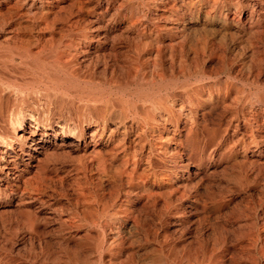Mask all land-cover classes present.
Listing matches in <instances>:
<instances>
[{
    "label": "rangeland",
    "instance_id": "374dc122",
    "mask_svg": "<svg viewBox=\"0 0 264 264\" xmlns=\"http://www.w3.org/2000/svg\"><path fill=\"white\" fill-rule=\"evenodd\" d=\"M19 1L0 0V86H5L0 87V134L1 137H4L6 136L4 131L10 129L17 136L25 134L27 131L41 136L44 132V125L56 130L57 134L52 133L49 140L46 139L47 142L43 141L38 151L33 150L31 141L24 144L20 151H18L19 147L15 145V149L12 151V156H16L17 160H15V168L10 173H7L6 170L0 171V264H89L91 262L92 264H136L137 262L138 264H194V262L196 264H257V262L264 264V0ZM174 1L177 3L175 4ZM240 1L241 3H238ZM89 5L93 7L90 8ZM82 7L85 8V13ZM103 11L104 13H101ZM115 11L117 12L115 13ZM112 13L113 15H111ZM164 16L167 17L166 21ZM169 18L171 19L169 20ZM82 20H85L86 24ZM88 21L90 22L87 23ZM92 27L93 29L98 28L97 30L100 31L92 30ZM168 29L170 30L168 31ZM63 33H67V37ZM80 35L83 36L80 37ZM73 41L75 42L73 43ZM61 48L63 49L61 50ZM136 48L138 50H135ZM158 51L159 54H156ZM133 54H137L138 59ZM96 55L103 56L97 58ZM118 55L119 58L115 57ZM122 59L124 60L121 61ZM154 59L156 60L154 61ZM132 66L135 67L132 68ZM30 70L31 72H29ZM46 70L48 72L52 70L55 75L58 74L61 84L65 82L62 84L63 87L47 91L40 86V80L47 75ZM91 75L93 76L90 77ZM165 79L168 82H163ZM171 79L172 82H170ZM10 85H13L14 88ZM176 86L177 88H175ZM27 87L29 89H26ZM99 90L105 92L102 93L104 97L101 102L99 100H84L75 93H83V91L99 93ZM67 95L71 97L68 98ZM109 96L110 98H108ZM132 105L136 106L137 114L131 109ZM154 107L157 108V111ZM145 111H148V115ZM30 112L31 114H29ZM32 116L39 119L36 122L37 126L33 124L36 128L31 126ZM22 117H24V123L19 124V118ZM144 119L146 120L144 121ZM153 121L157 124L155 125ZM64 124H69L71 131L66 128L63 133L60 127H63ZM143 125L144 127H142ZM79 126L83 127L84 132H79ZM169 131L175 132V135ZM94 132H96V138L89 140L90 134ZM120 140H123V143ZM171 140L173 142H170ZM118 142L122 147L118 145ZM177 142H180L181 145ZM71 143L73 144L70 145ZM152 144L153 146H151ZM4 146L7 145L4 144ZM181 152L182 154H180ZM63 154L70 158H64ZM135 155L136 157H134ZM153 160L154 162H152ZM69 161L76 163L72 164ZM115 165L116 167H114ZM130 171L133 176L129 174ZM115 175L121 177L116 178ZM41 181L43 182L41 183ZM164 189L168 190V193ZM24 190L26 191L24 192ZM153 192L154 194H151ZM151 195L154 196L151 197ZM122 217L124 218L122 219ZM108 231L109 233H107ZM210 234L211 236H209ZM260 234L263 236L261 237ZM171 244L173 245L171 246ZM165 252L167 253L165 254ZM187 255L191 256L186 257ZM248 255L249 257H247ZM209 256H211V260ZM181 258L184 260L182 261ZM121 259L124 261L121 262ZM252 260L257 261L251 263Z\"/></svg>",
    "mask_w": 264,
    "mask_h": 264
},
{
    "label": "bare ground",
    "instance_id": "6f19581e",
    "mask_svg": "<svg viewBox=\"0 0 264 264\" xmlns=\"http://www.w3.org/2000/svg\"><path fill=\"white\" fill-rule=\"evenodd\" d=\"M18 1H19V0H18ZM31 1H32V0H31ZM31 1H30V2H31ZM33 1H34V0H33ZM36 1H37V0H36ZM51 1H52V0H51ZM53 1H54V0H53ZM84 1H85V0H84ZM89 1H90V0H89ZM111 1H112V0H111ZM111 1H110V2H111ZM130 1H132V0H130ZM149 1H151V0H149ZM203 1H206V0H203ZM16 2H17V0H16ZM19 2H20V1H19ZM22 2H23V1H22ZM22 2H21V3H22ZM40 2H41V1H40ZM74 2H75V1H74ZM87 2H88V0H87ZM93 2H94V1H93ZM113 2H114V1H113ZM113 2H112V3H113ZM161 2H162V1H161ZM161 2H160V3H161ZM212 2H213V1H212ZM258 2H259V1H258ZM0 3H1V2H0ZM21 3H20V4H21ZM47 3H48V2H47ZM51 3H52V2H51ZM80 3H81V2H80ZM82 3H83V2H82ZM84 3H85V2H84ZM116 3H117V1H116ZM118 3H119V2H118ZM132 3H133V2H132ZM137 3H138V2H137ZM147 3H148V2H147ZM149 3H150V2H149ZM151 3H152V2H151ZM151 3H150V4H151ZM153 3H154V2H153ZM162 3L164 4V2H162ZM166 3H167V2H166ZM174 3H175V1H174ZM176 3H177V2H176ZM176 3H175V4H176ZM191 3H192V2H191ZM228 3H229V1H228ZM238 3H241V1L238 2ZM18 4H19V3H18ZM24 4H25V3H24ZM27 4H28V2H27ZM31 4H32V2H31ZM31 4H30V5H31ZM85 4H86V3H85ZM89 4H90V3H89ZM101 4H102V2H101ZM145 4H146V3H145ZM179 4H180V3H179ZM199 4H200V3H199ZM222 4H223V3H222ZM249 4H250V3H249ZM256 4H257V3H256ZM7 5H8V4H7ZM46 5H47V4H46ZM51 5H52V4H51ZM51 5H50V6H51ZM54 5H55V4H54ZM57 5H58V4H57ZM83 5H84V4H83ZM96 5H97V4H96ZM96 5H95V6H96ZM104 5H105V4H104ZM134 5H135V4H134ZM238 5H239V4H238ZM251 5H252V4H251ZM17 6H18V5H17ZM21 6H22V5H21ZM23 6H24V5H23ZM25 6H26V5H25ZM25 6H24V7H25ZM74 6H75V4H74ZM81 6H82V5H81ZM110 6H111V5H110ZM131 6H132V5H131ZM138 6H139V4H138ZM141 6H142V5H141ZM147 6H149V5L147 4ZM191 6H192V5H191ZM19 7H20V5H19ZM47 7H48V6H47ZM76 7H77V6H76ZM89 7H90V5H89ZM91 7H93V6H91ZM91 7H90V8H91ZM100 7H101V5H100ZM105 7H106V6H105ZM125 7H126V6H125ZM133 7H134V6H133ZM143 7H144V6H143ZM150 7H151V6H150ZM171 7H172V6H171ZM199 7H200V6H199ZM215 7H216V6H215ZM9 8L11 9V7H9ZM13 8H15V7H13ZM13 8H12V10H13ZM48 8H49V7H48ZM51 8H52V7H51ZM77 8H78V7H77ZM82 8H83V7H82ZM87 8H88V7H87ZM114 8H115V7H114ZM126 8H127V7H126ZM147 8H148V7H147ZM152 8H153V7H152ZM175 8H177V7H175ZM5 9H6V8H5ZM15 9H17V8H15ZM57 9H58V8H57ZM62 9H63V7L60 9L61 12H62ZM73 9H74V8H73ZM79 9H80V8H79ZM84 9H85V8H83V12H84ZM106 9H107V8H106ZM145 9H146V8H145ZM155 9H156V8H155ZM155 9H154V10H155ZM167 9H168V7H167ZM169 9H170V8H169ZM172 9H173V8H172ZM252 9H253V8H252ZM263 9H264V8H263ZM17 10H18V9H17ZM25 10H26V9H25ZM77 10H78V9H77ZM90 10H91V9H90ZM94 10H95V9H94ZM116 10H117V8H116ZM135 10H136V9H135ZM139 10H140V9H139ZM141 10H142V9H141ZM143 10H144V8H143ZM162 10H163V9H162ZM15 11H16V10H15ZM43 11H44V10H43ZM53 11H54V10H53ZM55 11H56V10H55ZM64 11H66V10H64ZM74 11H75V10H74ZM105 11H106V10H105ZM117 11H118V10H117ZM117 11H115V13H116ZM132 11H133V9H132ZM132 11H131V12H132ZM136 11H137V10H136ZM212 11H213V10H212ZM260 11H261V10H260ZM262 11H263V10H262ZM25 12H26V11H25ZM27 12H28V11H27ZM78 12H79V11H78ZM97 12H98V11H97ZM122 12H123V11H122ZM142 12H143V11H142ZM150 12H151V11H150ZM162 12H163V11H162ZM191 12H192V11H191ZM9 13H11V12H9ZM15 13H16V12H15ZM28 13H29V12H28ZM36 13H37V12H36ZM39 13H40V12H39ZM79 13H81V12H79ZM84 13H85V12H84ZM84 13H83V14H84ZM90 13H91V12H90ZM90 13H89V14H90ZM101 13H104V11L101 12ZM113 13H114V12H113ZM113 13H112L111 15H113ZM119 13H120V11H119ZM144 13H145V11H144ZM153 13H154V12H153ZM181 13H182V12H181ZM218 13H219V12H218ZM224 13H225V12H224ZM232 13H233V12H232ZM236 13H237V12H236ZM260 13H261V12H260ZM25 14H26V13H25ZM29 14H30V13H29ZM29 14H28V15H29ZM34 14H35V13H34ZM109 14H110V13H109ZM130 14H131V13H130ZM130 14H129V15H130ZM251 14H252V13H251ZM2 15H3V14H2ZM2 15H1V16H2ZM20 15H21V14H20ZM59 15H60V14H59ZM70 15H71V14H70ZM81 15H82V13H81ZM99 15H100V14H99ZM105 15H106V12H105ZM135 15H136V14H135ZM137 15H139V14H137ZM150 15H151V14H150ZM154 15H155V14H154ZM154 15H152V16H154ZM182 15H183V14H182ZM198 15H199V14H198ZM201 15H202V14H201ZM216 15H217V14H216ZM258 15H259V14H258ZM261 15H262V14H261ZM40 16H41V15H40ZM71 16H73V15H71ZM71 16H70V17H71ZM77 16H78V13H77ZM79 16H80V14H79ZM114 16H115V15H114ZM204 16H205V15H204ZM211 16H212V15H211ZM42 17H43V16H42ZM56 17H58V16L56 15ZM74 17H75V16H74ZM85 17H86V16H85ZM107 17H108V16H107ZM164 17H165V16H164ZM178 17H179V16H178ZM195 17H196V16H195ZM205 17H206V16H205ZM224 17H226V16H224ZM13 18H14V17H13ZM16 18H17V20H18V17H16ZM82 18H84V16H82ZM82 18H80V19H82ZM117 18H118V17H117ZM117 18H116V19H117ZM149 18H150V17H149ZM166 18H167V17H165V21H166ZM180 18H181V17H180ZM187 18H188V17H187ZM232 18H233V17H232ZM234 18H235V17H234ZM249 18H250V17H249ZM38 19H39V18H38ZM38 19H37V20H38ZM55 19H56V18H55ZM74 19H75V18H74ZM78 19H79V18H78ZM106 19H107V18H106ZM111 19H112V17H111ZM113 19H114V18H113ZM135 19L137 20V18H135ZM170 19H171V18H169V20H170ZM230 19H231V18H230ZM39 20H40V19H39ZM57 20H58V19H57ZM92 20H93V19H92ZM132 20H133V19H132ZM146 20H147V19H146ZM219 20H220V19H219ZM221 20H222V19H221ZM223 20H224V19H223ZM227 20H228V19H227ZM70 21H71V20H70ZM77 21H78V20H77ZM82 21H85V20H82ZM98 21H99V20H98ZM100 21H101V20H100ZM139 21H142V20H139ZM160 21H162V20L160 19ZM171 21H172V20H171ZM174 21H175V20H174ZM224 21H225V20H224ZM249 21H250V20H249ZM252 21H253V20H252ZM78 22H79V21H78ZM89 22H90V21H88L87 23H89ZM123 22H124V21H123ZM131 22H132V21H131ZM133 22H134V21H133ZM137 22H138V21H137ZM162 22H164V21H162ZM228 22H229V21H228ZM66 23H67V22H66ZM96 23H97V21H96ZM135 23H136V22H135ZM140 23H141V22H140ZM140 23H139V24H140ZM147 23H148V22H147ZM152 23H153V22H152ZM157 23H158V22H157ZM169 23H170V21H169ZM249 23H250V22H249ZM33 24H34V23H33ZM41 24H42V23H41ZM43 24H44V23H43ZM45 24H46V22H45ZM45 24H44V25H45ZM85 24H86V21H85ZM85 24L83 23V26H84ZM107 24H108V22H107ZM131 24H134V23H131ZM148 24H149V23H148ZM174 24H175V23H174ZM174 24H173V25H174ZM177 24H178V23H177ZM258 24H260V23H258ZM16 25H17V24H16ZM44 25H43V26H44ZM55 25H56V24H55ZM69 25H70V24H69ZM81 25H82V24H81ZM87 25H88V24H87ZM129 25H130V24H129ZM143 25H144V24H143ZM250 25H252V24H250ZM254 25H255V24H253V26H254ZM66 26H67V25H66ZM101 26H102V25H101ZM106 26H107V25H106ZM135 26H136V25H135ZM138 26H139V25H138ZM144 26H145V25H144ZM150 26H151V25H150ZM248 26H249V25H248ZM253 26H252V27H253ZM96 27H97V26H96ZM103 27H104V26H103ZM107 27H108V26H107ZM120 27H121V26H120ZM123 27H124V26H123ZM126 27H127V26H126ZM156 27H157V26H156ZM160 27H162V25H160ZM164 27H165V26H164ZM169 27H172V26H169ZM175 27H176V26H175ZM178 27H179V26H178ZM181 27H182V26H181ZM254 27H255V26H254ZM256 27H257V26H256ZM263 27H264V26H263ZM84 28H85V27H84ZM99 28H100V25H99ZM104 28H105V27H104ZM104 28H103V30H104ZM133 28H134V27H133ZM143 28H144V27H143ZM151 28H153V27H151ZM157 28H158V27H157ZM167 28H168V27H167ZM167 28H166V29H167ZM173 28H174V27H173ZM249 28H250V27H249ZM257 28H258V27H257ZM33 29H34V27H33ZM54 29H55V28H54ZM56 29H57V28H56ZM68 29H70V27H69ZM95 29L97 30L98 28H95ZM95 29H93V27H92V30H95ZM100 29H101V28H100ZM111 29H112V28H111ZM127 29H129V28H127ZM135 29H136V28H135ZM159 29H160V28H159ZM179 29H180V28H179ZM186 29H187V28H186ZM190 29H191V28H190ZM139 30H140V28H139ZM155 30H156V29H155ZM169 30H170V29H168V31H169ZM250 30H251V29H250ZM257 30H259V29H257ZM260 30H261V29H260ZM53 31H54V30H53ZM67 31H68V30H67ZM71 31H72V30L70 29V32H71ZM97 31H100V30H97ZM112 31H113V30H112ZM120 31H122V30L120 29ZM120 31H119V32H120ZM130 31H131V30H130ZM134 31H135V30H134ZM137 31H138V29H137ZM142 31H143V30H142ZM148 31L150 32V30H148ZM152 31H153V30H152ZM162 31H163V29H162ZM178 31H180V30H178ZM63 32H64V30H63ZM81 32H82V31H81ZM83 32H84V31H83ZM85 32H86V30H85ZM104 32H105V31H104ZM109 32H110V31H109ZM154 32H155V31H154ZM164 32H165V30H164ZM172 32H173V30H172ZM176 32H177V31H176ZM182 32L184 33V31H182ZM261 32H262V31H261ZM91 33H92V32H91ZM99 33H100V32H99ZM138 33H139V31H138ZM140 33H141V32H140ZM147 33H148V32H147ZM147 33H146V34H147ZM150 33H151V32H150ZM155 33H156V35H158L157 32H155ZM166 33H167V32H166ZM170 33H171V32H170ZM55 34H57V33H55ZM58 34H59V33H58ZM60 34H61V33H60ZM63 34H64V33H63ZM66 34H67V33H66ZM66 34H64V35H66ZM84 34H85V33H84ZM95 34H96V33H95ZM136 34H137V33H136ZM148 34H149V33H148ZM168 34H169V33H168ZM71 35H72V34H71ZM85 35H86V34H85ZM106 35H107V34H106ZM106 35H105V36H106ZM131 35H132V34H131ZM149 35H150V34H149ZM159 35H160V34H159ZM172 35H173V33H172ZM183 35H184V34H183ZM249 35H250V34H249ZM15 36H16V35H15ZM61 36H62V35H61ZM68 36H70V35L68 34ZM82 36H83V35H80V37H82ZM101 36H102V35H101ZM114 36H115V35H114ZM121 36H123V34H121ZM121 36H120V37H121ZM184 36H185V35H184ZM189 36H190V35H189ZM50 37H51V34H50ZM66 37H67V35H66ZM110 37H111V36H110ZM126 37H127V36H126ZM137 37H138V36H137ZM149 37H150V36H149ZM179 37H180V36H179ZM185 37H187V36H185ZM185 37H184V38H185ZM190 37H191V36H190ZM40 38H41V37H40ZM45 38H46V37H45ZM48 38H49V37H48ZM51 38H52V37H51ZM78 38H79V37H78ZM89 38H90V37H89ZM114 38H116V37H114ZM144 38H145V37H144ZM147 38H148V37H147ZM147 38H146V39H147ZM159 38H160V37H159ZM177 38H178V37H177ZM35 39H36V38H35ZM38 39H39V38H38ZM42 39H43V38H42ZM56 39H57V38H56ZM64 39H65V38H64ZM66 39H67V38H66ZM68 39H69V38H68ZM73 39H74V38H73ZM75 39H76V38H75ZM84 39H85V38H84ZM96 39H97V38H96ZM104 39H105V38H104ZM116 39H118V38H116ZM121 39H122V38H121ZM142 39H143V37H142ZM80 40H81V39H80ZM85 40H86V39H85ZM99 40H100V37H99ZM107 40H108V39H107ZM132 40H133V39H132ZM147 40H148V39H147ZM153 40H154V39H153ZM177 40H178V39H177ZM182 40H183V39H182ZM186 40H187V39H186ZM34 41H36V40H34ZM64 41H65V40H64ZM86 41H87V40H86ZM101 41H102V40H101ZM101 41H100V42H101ZM144 41H145V43H146V40H144ZM187 41H188V40H187ZM68 42H69V41H68ZM68 42H67V43H68ZM74 42H75V41H73V43H74ZM80 42H81V41H80ZM89 42H90V41H89ZM103 42H104V41H103ZM105 42H107V41H105ZM105 42H104V43H105ZM129 42H130V40H129ZM151 42H152V41H151ZM155 42H156V41H155ZM155 42H154V43H155ZM183 42H184V41H183ZM61 43H62V42H61ZM61 43H60V44H61ZM84 43H85V42H84ZM132 43H133V42H132ZM139 43H140V42H139ZM139 43H138V44H139ZM143 43H144V42H143ZM143 43H142V45H143ZM149 43H150V42H149ZM149 43H148V44H149ZM88 44H89V43H88ZM148 44H147V45H148ZM169 44H170V43H169ZM175 44H176V40H175ZM175 44H174V46H176ZM178 44H179V43H178ZM39 45H40V44H39ZM41 45H42V44H41ZM41 45H40V46H41ZM61 45H62V44H61ZM66 45H67V44H66ZM128 45H129V44H128ZM144 45H145V44H144ZM150 45H151V43H150ZM161 45H162V44H161ZM161 45H160V46H161ZM163 45H164V44H163ZM172 45H173V44H172ZM182 45H183V44H182ZM40 46H39V47H40ZM100 46H101V45H100ZM110 46H111V45H110ZM112 46H114V45L112 44ZM140 46H141V43H140ZM145 46H146V45H145ZM170 46H171V44H170ZM174 46H173V47H174ZM61 47H62V46H61ZM67 47H68V46H67ZM74 47H75V46H74ZM80 47H81V46H80ZM80 47H79V48H80ZM124 47H125V45H124ZM126 47H127V46H126ZM135 47H138V46H135ZM150 47H151V46H150ZM165 47H166V46H165ZM58 48H60V47H58ZM76 48H77V47H76ZM81 48H82V47H81ZM88 48H89V47H88ZM113 48H114V47H113ZM115 48H116V47H115ZM138 48H140V47H138ZM170 48H171V47H170ZM21 49H23V48H21ZM40 49H41V47H40ZM53 49H54V48H53ZM62 49H63V48H61V50H62ZM68 49L70 50V48H68ZM71 49H73V48H71ZM77 49H78V48H77ZM109 49H110V48H109V46H108V50H109ZM118 49H119V48H118ZM125 49H126V48H125ZM131 49L134 50V48H131ZM149 49H150V48H149ZM38 50H39V49H38ZM114 50H115V49H114ZM135 50H138V49L136 48ZM152 50H153V49H152ZM30 51H31V50H30ZM43 51H44V50H43ZM55 51H56V50H55ZM96 51H97V50H96ZM112 51H113V50H112ZM124 51H125V50H124ZM127 51H128V49H127ZM127 51H126V52H127ZM154 51H155V49H154ZM160 51H161V50H160ZM19 52H21V51H19ZM25 52H27V51H25ZM51 52H52V50H51ZM51 52H49V53H51ZM66 52L69 53L68 51H66ZM86 52H87V51H86ZM90 52H91V51H90ZM105 52H106V51H105ZM113 52H114V51H113ZM119 52H120V51H119ZM140 52H141V51H140ZM144 52H145V51H144ZM144 52H143V53H144ZM146 52H147V51H146ZM156 52H157V51H156ZM4 53H5V52H4ZM39 53H40V52H39ZM54 53H55V52H54ZM83 53H84V52H83ZM131 53H132V52H131ZM134 53H136V52H134ZM138 53H139V52H138ZM153 53H154V52H153ZM162 53H164V52H162ZM162 53H161V54H162ZM5 54H6V53H5ZM5 54H4V56H6ZM44 54H46V53H44ZM69 54H70V53H69ZM72 54H73V53H72ZM105 54H106V53H105ZM156 54H159V51H158V53H156ZM156 54H155V55H156ZM7 55H8V54H7ZM23 55H24V54H23ZM81 55H82V54H81ZM86 55H87V54H86ZM89 55H90V54H89ZM97 55H98V54H97ZM97 55H96V56H97ZM110 55H111V54H110ZM110 55H109V56H110ZM121 55H122V53H121ZM133 55H134V54H133ZM133 55H132V56H133ZM136 55H137V54H135L134 56L136 57ZM13 56H14V54H13ZM17 56H18V55H17ZM24 56H25V55H24ZM40 56H41V55H40ZM102 56H103V55H102ZM102 56H101V55H100V56H97V58H98V57H102ZM122 56H123V55H122ZM42 57H43V56H42ZM72 57H73V56H72ZM72 57H71V58H72ZM74 57H75V55H74ZM74 57H73V59H74ZM85 57H86V56H85ZM112 57H113V56H112ZM115 57H118V58H119L120 56L118 55V56H115ZM139 57H140V56H139ZM1 58H2V57H1ZM6 58H7V57H6ZM22 58H23V57H22ZM58 58H59V57H58ZM68 58H69V57H68ZM68 58H67V59H68ZM90 58H91V57H90ZM105 58H107V57H105ZM113 58H114V57H113ZM136 58H137V57H136ZM150 58H151V57H150ZM155 58H156V57H155ZM157 58H158V56H157ZM157 58H156V59H157ZM159 58H160V56H159ZM64 59H65V58H64ZM75 59H76V58H75ZM99 59H100V58H99ZM114 59H115V58H114ZM125 59H127V58H125ZM137 59H138V58H137ZM137 59H136V60H137ZM156 59H154V61H155ZM161 59H162V57H161ZM174 59H175V58H174ZM9 60H10V59H9ZM19 60H20V59H19ZM78 60H79V59H78ZM123 60H124V59H122L121 61H123ZM127 60H128V59H127ZM172 60H173V59H172ZM48 61H49V60H48ZM90 61H91V60H90ZM107 61H109V60H107ZM111 61H112V58H111ZM140 61H141V60H140ZM140 61H139V62H140ZM152 61H153V60H152ZM160 61H161V60H160ZM162 61H163V60H162ZM174 61H175V60H174ZM174 61H172V62H174ZM3 62H4V61H3ZM9 62H10V61H9ZM109 62H110V61H109ZM139 62H138V65H139ZM141 62H142V61H141ZM163 62H164V61H163ZM7 63H8V62H7ZM7 63H6V64H7ZM12 63H13V62H12ZM52 63H53V62H52ZM85 63H86V62H85ZM104 63H105V61H104ZM111 63H112V62H111ZM131 63H132V62H131ZM135 63H136V62H135ZM135 63H133V64H135ZM150 63H152V62H150ZM157 63H159V62H157ZM60 64H62V63H60ZM72 64H73V63H72ZM106 64H107V63H106ZM117 64H118V63H117ZM120 64H121V63H120ZM122 64H123V63H122ZM133 64H130V65H133ZM148 64H149V63H148ZM154 64H155V63H154ZM154 64H153V65H154ZM173 64H174V63H173ZM62 65H64V64H62ZM109 65H110V63H109ZM111 65H112V64H111ZM124 65H126V64H124ZM124 65H123V66H124ZM130 65H129V66H130ZM157 65L159 66V64H157ZM157 65H155V66H157ZM26 66H27V65H26ZM28 66H29V65H28ZM48 66H49V65H48ZM72 66H73V65H72ZM77 66H78V65H77ZM87 66H88V65H87ZM107 66H108V64H107ZM123 66H122V68H123ZM135 66H136V65H135ZM135 66H134V67H135ZM41 67H42V66H41ZM64 67H65V66H64ZM64 67H63V68H64ZM114 67H115V66H114ZM134 67L132 66V68H134ZM139 67H140V66H139ZM139 67H137L138 70H139ZM152 67H153V66H152ZM161 67H163V66H161ZM161 67H160V68H161ZM28 68H29V67H28ZM61 68H62V67H61ZM69 68H70V67H69ZM81 68H83V67H81ZM90 68H91V67H90ZM93 68H94V67H93ZM93 68H92V69H93ZM120 68H121V67H120ZM127 68H128V66H127ZM143 68H144V67H143ZM160 68H159V69H160ZM173 68H174L173 70H175V67H173ZM29 69H30V68H29ZM86 69L88 70V68H86ZM117 69H118V68H117ZM117 69H116V70H117ZM154 69H156V68H154ZM164 69H165V68H164ZM170 69H171V68H170ZM26 70H27V69H26ZM84 70H85V69H84ZM106 70H107V69H106ZM108 70H109V69H108ZM113 70H114V69H113ZM123 70H124V69H123ZM143 70H144V69H143ZM173 70H172V72H173ZM16 71H17V70H16ZM46 71H47V70H46ZM54 71H55V70H54ZM68 71H70V70H68ZM68 71H67V73H68ZM109 71H110V70H109ZM118 71H119V70H118ZM133 71H135V70H133ZM136 71H137V69H136ZM145 71H146V70H145ZM163 71H165V70H163ZM29 72H31V70H30ZM32 72H33V69H32ZM58 72H60V71H58ZM72 72H73V71H72ZM94 72H96V71L94 70ZM114 72H115V71H114ZM127 72H128V70H127ZM156 72H157V70H156ZM165 72H166V71H165ZM35 73H36V72H35ZM39 73H41V72H39ZM56 73H57V71H56ZM90 73H91V70H90ZM104 73H105V72H104ZM135 73H138V72H135ZM159 73H160V72H159ZM168 73H169V71H168ZM46 74H47V75H46L44 78H42V79L40 80V84H39L40 86H42V87H43L44 89H46L47 91H48V90H52V89H59L61 86L63 87L62 84H64L65 82L61 84V79L57 76L58 74L55 75V73H53L52 70H50L49 72L47 71ZM61 74H62V73H61ZM80 74H81V73H80ZM84 74H85V73H84ZM97 74H98V72H97ZM97 74H96V75H97ZM161 74H163V73L161 72ZM161 74H160V75H161ZM174 74H175V73H174ZM134 75H137V74H134ZM151 75H152V74H151ZM35 76H36V75H35ZM92 76H93V75H91L90 77H92ZM105 76H108V75H105ZM164 76H165V75H164ZM167 76H168V74H167ZM154 77H156V76H154ZM171 77H172V76H171ZM31 78H32V77H31ZM31 78H30V79H31ZM67 78H68V77H67ZM69 78H71V77H69ZM72 78H73V77H72ZM72 78H71V79H72ZM87 78H88V77H87ZM95 78H96V77H95ZM121 78H122V77H121ZM162 78H163V77H162ZM164 78H165V77H164ZM21 79H22V78H21ZM110 79H111V77H110ZM136 79H137V78H136ZM156 79H157V77H156ZM172 79H173V78H172ZM172 79H171V81H170V80H169V81L172 82V81H173ZM77 80H78V79H77ZM157 80H158V79H157ZM161 80H162V79H161ZM27 81H28V80H27ZM78 81H79V80H78ZM142 81H143V80H142ZM159 81H160V80H159ZM164 81H167V80L165 79V80H163V82H164ZM157 82H158V81H157ZM161 82H162V81H161ZM167 82H168V81H167ZM170 82H169V83H170ZM200 82H201V81H200ZM2 83H3V82H2ZM26 83H28V82H26ZM30 83H32V82H30ZM69 83H70V82H69ZM77 83H78V82H77ZM132 83H133V82H132ZM132 83H131V84H132ZM143 83H144V82H143ZM178 83H179V82H178ZM7 84H8V83H7ZM32 84H33V83H32ZM83 84H84V83H83ZM147 84H148V83H147ZM154 84H155V83H154ZM200 84H201V83H200ZM3 85H4V84H3ZM39 85H38V86H39ZM71 85H72V84H71ZM76 85H77V84H76ZM84 85H85V84H84ZM87 85H88V84H87ZM90 85H91V84H90ZM93 85H94V84H93ZM110 85H111V84H110ZM135 85H136V84H135ZM156 85H157V84H156ZM163 85H164V84H163ZM173 85H174V84H173ZM173 85H172V86H173ZM176 85H177V83H176ZM7 86H8V85H7ZM10 86H11V85H10ZM95 86H96V85H95ZM98 86H99V85H98ZM101 86L103 87L102 84H101ZM104 86H105V85H104ZM107 86H108V85H107ZM124 86H125V85H124ZM152 86H154V85H152ZM160 86H161V85H160ZM160 86H159V87H160ZM169 86H170V85H169ZM172 86H171V87H172ZM0 87H5V86H0ZM11 87H13V85H12ZM75 87H76V86H75ZM79 87H80V85H79ZM82 87H83V86H82ZM147 87H148V86H147ZM157 87H158V86H157ZM9 88H10V87H9ZM13 88H14V87H13ZM20 88H21V90H22V87H20ZM31 88L33 89V87H31ZM69 88H70V87H69ZM77 88H78V87H77ZM80 88H81V87H80ZM84 88H85V86H84ZM94 88H95V87H94ZM108 88H109V87H108ZM111 88H112V87H111ZM173 88H174V87H173ZM173 88H172V89H173ZM175 88H177V86H176ZM175 88H174V89H175ZM26 89H29V88L27 87ZM26 89H25V91H27ZM37 89H38V88H37ZM67 89H68V88H67ZM71 89H72V88H71ZM91 89H92V88H91ZM104 89H105V88H104ZM113 89H114V88H113ZM170 89H171V88H170ZM17 90H19V89H17ZM23 90H24V89H23ZM34 90H36V89H34ZM78 90H79V89H78ZM88 90H90V89H88ZM97 90H98V87H97ZM102 90H103V89H102ZM115 90H116V89H115ZM117 90H118V89H117ZM124 90H125V89H124ZM145 90H146V89H145ZM154 90H155V89H154ZM2 91L4 92V90H2ZM68 91H69V90H68ZM73 91H74V90H73ZM95 91H96V90H95ZM99 91H100V90H99ZM99 91H98V92H99ZM109 91H110V88H109ZM122 91H123V90H122ZM122 91H121V92H122ZM148 91H149V90H148ZM148 91H147V92H148ZM150 91H152V90H150ZM165 91H166V89L164 90V92H165ZM22 92H23V91H22ZM28 92H29V91H28ZM31 92H32V91H31ZM52 92H53V91H52ZM59 92H60V91H59ZM61 92H62V91H61ZM110 92H111V91H110ZM123 92H124V91H123ZM138 92H139V91H138ZM141 92H142V91H141ZM144 92H145V91H144ZM155 92H157V91H155ZM158 92H160V91H158ZM167 92H168V91H167ZM12 93H13V91H12ZM40 93H41V92H40ZM55 93H56V92H55ZM75 93H76V95H79L80 97H82L84 100H95V101L99 100V101L101 102L102 98L104 97L103 94H104L105 92H101V91H100L99 93H95V92H94V93H90V92L87 93V91H86V92L83 91V93H82V92H81V93L75 92ZM102 93H103V94H102ZM180 93H181V92H180ZM10 94H11V93H10ZM27 94H28V93H27ZM38 94H39V92H38ZM42 94H43V93H42ZM42 94H41V95H42ZM48 94H49V93H48ZM60 94H62V93H60ZM64 94H65V93H64ZM66 94H68V93H66ZM114 94H115V93H114ZM118 94H119V93H118ZM150 94H151V93H150ZM169 94H170V93H169ZM190 94H192V93L190 92ZM15 95H16V94H15ZM15 95H14V96H15ZM147 95H148V94H147ZM153 95H154V94H153ZM153 95H152V96H153ZM155 95H157V94H155ZM175 95L177 96V94H175ZM181 95H182V94H181ZM186 95H187V94H186ZM16 96H17V95H16ZM16 96H15V99H16ZM53 96H54V95H53ZM56 96L58 97V95H56ZM64 96H65V95H64ZM67 96H68V95H67ZM125 96H126V95H125ZM139 96H140V94H139ZM152 96H151V97H152ZM167 96H168V95H167ZM178 96H179V95H178ZM27 97H28V96H27ZM34 97H35V96H34ZM70 97H71V96H70ZM70 97L68 96V98H70ZM123 97H124V96H123ZM189 97H190V96H189ZM197 97H198V96H197ZM20 98H21V97H20ZM28 98L30 99V97H28ZM50 98H51V97H50ZM62 98H63V97H62ZM82 98H80V99H82ZM108 98H110V96H109ZM155 98H156V97H155ZM29 99H28V100H29ZM43 99H45V98H43ZM78 99H79V98H78ZM129 99H132V98H129ZM150 99H151V98H150ZM169 99H170V98H169ZM189 99H190V98H189ZM199 99H200V98H199ZM57 100H58V98H57ZM126 100H127V99H126ZM145 100H146V99H145ZM159 100H160V99H159ZM170 100H171V99H170ZM179 100H180V99H179ZM187 100H188V99H187ZM24 101H25V100H24ZM31 101H32V99H31ZM31 101H30V102H31ZM42 101H43V100H42ZM58 101H59V100H58ZM70 101H71V100H70ZM82 101H83V100H82ZM82 101H81V102H82ZM127 101H128V100H127ZM138 101H140V100H138ZM141 101H142V100H141ZM152 101H153V100H152ZM26 102H27V99H26ZM30 102H29V103H30ZM68 102H69V100H68ZM122 102H123V101H122ZM130 102H131V101H130ZM149 102H150V101H149ZM160 102H161V101H160ZM176 102H177V101H176ZM181 102H182V101H181ZM181 102H180V103H181ZM190 102H191V101H190ZM70 103H71V102H70ZM104 103H105V102H104ZM124 103H125V102H124ZM138 103H139V102H138ZM162 103H163V102H162ZM167 103H168V102H167ZM184 103H185V102H184ZM261 103H262V102H261ZM21 104H22V103H21ZM34 104H36V103H34ZM40 104H41V103H40ZM52 104H53V102H52ZM76 104H77V103H76ZM88 104H89V103H88ZM125 104H126V103H125ZM127 104H128V103H127ZM169 104H170V103H169ZM193 104H194V103H193ZM53 105H54V104H53ZM77 105H78V104H77ZM80 105H81V104H80ZM101 105H102V104H101ZM128 105H129V104H128ZM142 105H143V104H142ZM150 105H151V104H150ZM177 105H178V104H177ZM183 105H184V104H183ZM191 105H192V104H191ZM126 106H127V105H126ZM166 106H167V104H166ZM189 106H190V105H189ZM194 106H195V105H194ZM14 107H15V106H14ZM131 107H132V108H131ZM131 107H130V108L133 110V112L137 114V108H136V106H135V105H132ZM149 107H150V106H149ZM159 107H160V106H159ZM159 107H158V108H159ZM161 107H162V105H161ZM163 107H164V106H163ZM112 108H113V107H112ZM146 108H147V106H146ZM146 108H145V109H146ZM178 108H179V110H180V107H178ZM184 108H185V107H184ZM194 108H195V107H194ZM24 109H25V108H24ZM30 109H31V108H30ZM30 109H29V110H30ZM68 109H69V108H68ZM151 109H152V108H151ZM154 109H155V111H157V110H156L157 108L154 107ZM169 109H170V107H169ZM174 109H175V107H174ZM188 109H189V108H188ZM42 110H43V109H42ZM115 110H116V109H115ZM141 110H142V109H141ZM149 110H150V109H149ZM149 110H148V111H149ZM179 110H178V111H179ZM190 110H191V109H190ZM50 111H51V110H50ZM118 111H120V110H118ZM121 111H122V110H121ZM148 111H145V112L147 113V115H148ZM172 111H173V110H172ZM175 111H176V110H175ZM184 111H185V110H184ZM122 112H123V111H122ZM142 112H143V111H142ZM149 112H150V111H149ZM260 112H262V111H260ZM27 113H28V112H27ZM33 113H34V112H33ZM54 113H55V112H54ZM118 113H119V112H118ZM123 113H124V112H123ZM143 113H144V112H143ZM187 113H188V112H187ZM252 113H253V112H252ZM19 114H21V113H19ZM19 114H18V115H19ZM29 114H31V112H30ZM42 114H44V113H42ZM52 114H53V112H52ZM77 114H78V113H77ZM165 114H166V113H165ZM193 114H195V113H193ZM255 114H256V113H255ZM12 115H13V113H12ZM37 115H38V114H37ZM129 115H130V114H129ZM129 115H128V116H129ZM134 115H135V114H134ZM147 115H146V116H147ZM162 115H163V114H162ZM190 115H191V114H190ZM195 115H196V114H195ZM24 116H25V115H24ZM116 116H117V115H116ZM131 116H132V115H131ZM143 116H144V115H143ZM198 116H199V115H198ZM202 116H204V115H202ZM32 117H33V121L31 122V123H32L31 126L36 128V126H37V124H38V123H36V122H37V120H39V119H38L37 117H34V116H32ZM42 117H43V116H42ZM139 117H140V116H139ZM148 117H149V116H148ZM162 117H163V116H162ZM169 117H170V116H169ZM169 117H168V118H169ZM173 117H174V116H173ZM183 117H184V116H183ZM254 117H255V116H254ZM23 118H24V117L19 118V121H18L19 124H20V123L22 124V122L24 121ZM39 118H40V117H39ZM115 118H116V117H115ZM141 118H142V117H141ZM146 118H147V117H146ZM175 118H176V117H175ZM179 118H180V117H179ZM244 118H245V117H244ZM135 119H136V118H135ZM135 119H134V120H135ZM255 119H256V118H255ZM124 120H126L125 117H124ZM129 120H130V119H129ZM145 120H146V119H144V121H145ZM152 120H153V119H152ZM163 120H164V119H163ZM176 120H177V119H176ZM180 120H181V119H180ZM185 120H186V119H185ZM15 121H16V120H15ZM64 121H65V120H64ZM156 121H157V120H156ZM167 121H168V120H167ZM177 121H178V120H177ZM87 122H88V121H87ZM153 122H155V121H153ZM153 122H152V123H153ZM164 122H165V121H164ZM195 122H196V121H195ZM250 122H251V121H250ZM15 123H16V122H15ZM23 123H24V122H23ZM59 123H60V122H59ZM123 123H124V122H123ZM146 123H147V122H146ZM146 123H145V124H146ZM179 123H180V122H179ZM187 123H189V122H187ZM196 123H197V122H196ZM26 124H27V123H26ZM33 124H36V126H35V125L33 126ZM88 124H89V123H88ZM92 124H93V123H92ZM141 124H142V123H141ZM148 124H149V123H148ZM156 124H157V123L155 122V125H156ZM160 124H161V123H160ZM163 124H164V123H163ZM184 124H185V123H184ZM194 124H195V123H194ZM0 125H1V124H0ZM109 125H110V124H109ZM126 125H127V124H126ZM146 125H147V124H146ZM158 125H159V124H158ZM187 125H188V124H187ZM2 126H3V125H2ZM24 126H25V125H24ZM59 126H60V125H59ZM113 126H114V125H113ZM128 126H130V125L128 124ZM135 126H137V125L135 124ZM149 126H150V125H149ZM153 126H154V125H153ZM163 126H164V125H163ZM181 126H182V125H181ZM190 126H191V125H190ZM72 127H73V126H72ZM117 127H118V125H117ZM117 127H116V128H117ZM137 127H138V126H137ZM140 127H141V126H140ZM140 127H139V128H140ZM142 127H144V125H143ZM235 127H236V126H235ZM7 128H8V127H7ZM7 128H6V129H7ZM43 128H44V132L41 134V136H36V133H34V132H32V131H30V132L27 131V132H25V134H21V135L18 134L19 136H17V135H16L15 133H13L12 130H10V129H7L6 131H4V134H6V136H4V137L2 136V137H1V134H0V149L4 148V149H2V151L0 152V153H2V156H0V158H2L1 161H0V171H4V170H6L7 173H10L11 171H13V168H15V165H16L15 163H16L17 160H16V156H15V157L12 156V151H14V149H15V145H17V147H19V148H18V149H19L18 151H20V150L23 149L24 144H26V143L28 144V142L31 141L30 143H31V146H33V150L38 151V150L41 148L40 145H41V143H43V141H44V142H47L46 139L49 140V138L51 137V134H52V133L57 134V133H56L57 131H56V130H53V128H51L50 126H46V125H44ZM55 128H56V127H55ZM66 128H68V130L71 131V128L69 127V124H64L63 127H60V130H63V133H64ZM159 128H160V126H159ZM162 128H163V127H162ZM164 128H165V127H164ZM183 128H184V127H183ZM183 128H182V129H183ZM238 128H239V127H238ZM241 128H242V127H241ZM32 129H33V128H32ZM38 129H39V128H38ZM87 129H88V128H87ZM94 129H95V128H94ZM96 129H98V128H96ZM113 129H114V127H113ZM130 129H131V128H130ZM140 129H142V128H140ZM166 129H167V128H166ZM187 129H188V128H187ZM189 129H190V128H189ZM78 130H79L80 133H81V132H84V129H83L82 126H79V127H78ZM118 130H119V129H118ZM128 130H129V129H128ZM148 130H149V129H148ZM159 130H160V129H159ZM161 130H163V129H161ZM36 131H37V130H36ZM72 131H73V130H72ZM89 131H90V130H89ZM110 131H112V130H110ZM119 131H120V130H119ZM126 131H127V130H126ZM152 131H153V130H152ZM237 131H238V129H237ZM0 132H1V131H0ZM67 132H68V131H67ZM92 132H93V131H92ZM96 132H97V131H96ZM96 132L90 134V136H89V140H94V139L96 138V137H95ZM115 132H117V131H115ZM127 132H128V131H127ZM127 132H126V133H127ZM154 132H155V131H154ZM169 132H170V131H169ZM2 133H3V132H2ZM130 133H131V132H130ZM140 133H142V132H140ZM145 133H146V132H145ZM145 133H144V134H145ZM159 133H160V132H159ZM163 133H164V132H163ZM165 133H166V132H165ZM170 133H171V132H170ZM172 133H173V132H172ZM172 133H171V134H172ZM174 133H175V132H174ZM174 133H173V134H174ZM176 133H177V132H176ZM108 134H109V133H108ZM119 134H120V133H119ZM144 134H143V135H144ZM234 134H235V133H234ZM237 134H238V132H237ZM83 135H84V134H83ZM116 135H117V134H116ZM149 135H150V134H149ZM152 135H153V134H152ZM174 135H175V134H174ZM186 135H187V134H186ZM242 135H243V134H242ZM261 135H263V134H261ZM54 136H55V135H54ZM146 136H147V135H146ZM167 136H168V135H167ZM167 136H166V137H167ZM170 136H171V135H170ZM189 136H190V135H189ZM233 136H234V135H233ZM60 137H61V136H60ZM86 137H87V135H86ZM121 137H122V136H121ZM123 137H124V136H123ZM151 137H152V136H151ZM157 137H158V136H157ZM183 137H184V136H183ZM187 137H188V136H187ZM236 137H237V136H236ZM54 138H55V137H54ZM62 138H63V137H62ZM104 138H105V137H104ZM110 138H111V137H110ZM131 138H132V137H131ZM133 138H134V137H133ZM155 138H156V137H155ZM169 138H170V137H169ZM169 138H168V139H169ZM185 138H186V137H185ZM120 139H122V138H120ZM127 139H128V138H127ZM137 139H138V138H137ZM148 139H149V138H148ZM162 139H163V138H162ZM162 139H161V141H162ZM165 139H166V138H165ZM165 139H164V140H165ZM174 139H175V138H174ZM176 139H178V138H176ZM242 139H243V138H242ZM242 139H241V140H242ZM261 139H262V138H261ZM52 140H53V139H52ZM84 140H85V139H84ZM155 140H156V139H155ZM189 140H190V139H189ZM263 140H264V139H263ZM57 141H58V140H57ZM102 141H103V140H102ZM107 141H108V140H107ZM112 141H113V140H112ZM120 141H121V140H120ZM122 141H123V140H122ZM122 141H121V142H122ZM127 141H128V140H127ZM129 141H131L130 138H129ZM133 141H134V140H133ZM135 141H136V140H135ZM168 141H169V140H168ZM239 141H240V140H239ZM66 142H67V140H66ZM95 142H96V141H95ZM124 142H125V141H124ZM136 142H137V141H136ZM158 142H159V141H158ZM170 142H173V141L171 140ZM112 143H113V142H112ZM118 143H119V142H118ZM122 143H123V142H122ZM149 143H150V142H149ZM159 143H160V142H159ZM177 143H178V142H177ZM177 143H176V144H177ZM4 144H6L7 146H4ZM72 144H73V143H71L70 145H72ZM92 144H93V143H92ZM130 144H131V143H130ZM138 144H139V143H138ZM138 144H137V145H138ZM143 144H144V143H143ZM178 144H180V142H179ZM44 145H45V144H44ZM60 145H61V144H60ZM66 145H67V144H66ZM87 145H88V143H87ZM99 145H100V144H99ZM118 145H120V143H119ZM124 145H125V144H124ZM124 145H123V146H124ZM127 145H128V144H127ZM127 145H126V146H127ZM146 145H147V144H146ZM154 145H155V144H154ZM159 145H160V144H159ZM169 145H170V143H169ZM180 145H181V144H180ZM31 146H30V147H31ZM67 146H69V145H67ZM74 146H75V145H74ZM88 146H89V145H88ZM120 146L122 147V145H120ZM151 146H153V144H152ZM156 146H157V144H156ZM162 146H163V145H162ZM167 146H168V145H167ZM174 146H175V145H174ZM228 146H229V145H228ZM58 147L60 148V146H58ZM72 147H73V146H72ZM89 147H90V146H89ZM98 147H99V146H98ZM117 147H118V146H117ZM132 147H133V146H132ZM148 147H149V146H148ZM158 147H159V146H158ZM244 147H246V146H244ZM31 148H32V147H31ZM74 148H75V147H74ZM145 148H146V147H145ZM159 148H160V147H159ZM179 148H180V147H179ZM42 149H43V148H42ZM71 149H72V148H71ZM118 149H119V148H118ZM137 149H138V148H137ZM139 149H140V147H139ZM139 149H138V150H139ZM142 149H143V148H142ZM47 150H48V149H47ZM68 150H69V149H68ZM73 150H74V149H73ZM80 150H81V149H80ZM86 150H87V149H86ZM115 150H116V149H115ZM127 150H128V149H127ZM159 150H160V149H159ZM65 151H66V150H65ZM76 151H77V150H76ZM92 151H93V150H92ZM92 151H89V152H92ZM96 151H98V150H96ZM96 151H95V152H96ZM133 151H134V150H133ZM135 151H136V150H135ZM146 151H147V150H146ZM151 151H152V150H151ZM161 151H162V149H161ZM163 151H164V150H163ZM171 151H172V150H171ZM181 151H182V150H181ZM15 152H16V151H15ZM39 152H41V151H39ZM82 152H83V151H82ZM119 152H120V151H119ZM140 152H141V151H140ZM142 152H143V151H142ZM148 152H149V151H148ZM165 152H166V151H165ZM167 152H169V151H167ZM42 153H43V152H42ZM61 153H62V152H61ZM61 153H60V155H61ZM65 153H67V152H65ZM72 153H73V152H72ZM113 153L115 154V152H113ZM123 153H124V152H123ZM129 153H130V151H129ZM133 153H135V152H133ZM138 153H139V151H138ZM138 153H137V154H138ZM160 153H161V152H160ZM162 153H163V152H162ZM173 153H174V152H173ZM190 153H191V152H190ZM18 154H19V153H18ZM28 154H29V153H28ZM81 154H83V153H81ZM93 154H94V152H93ZM109 154H110V153H109ZM126 154H127V153H126ZM140 154H141V153H140ZM155 154H156V153H155ZM180 154H182V152H181ZM20 155H21V154H20ZM60 155H59V156H60ZM67 155H68V154H67ZM83 155H84V154H83ZM104 155H105V154H104ZM118 155H119V154H118ZM160 155H161V154H160ZM62 156H64V154H63ZM70 156H71V155H70ZM72 156H73V154H72ZM79 156H80V155H79ZM86 156H87V155H86ZM90 156H91V155H90ZM114 156H116V155H114ZM127 156H128V155H127ZM140 156H141V155H140ZM142 156H143V155H142ZM154 156H155V155H154ZM168 156H169V155H168ZM168 156H167V157H168ZM176 156H177V155H176ZM19 157H20V156H19ZM26 157H27V156H26ZM30 157H31V155H30ZM68 157H69V156H68ZM68 157H65V156H64V158H67V159H68ZM116 157H117V156H116ZM119 157H120V156H119ZM121 157H122V156H121ZM134 157H136V155H135ZM134 157H133V159H135ZM24 158H25V157H24ZM53 158H54V156H53ZM69 158H70V157H69ZM71 158H72V157H71ZM93 158H94V157H93ZM101 158H102V157H101ZM111 158H112V157H111ZM129 158H130V157H129ZM148 158H149V156H148ZM148 158H147V159H148ZM157 158H158V157H157ZM159 158H160V157H159ZM181 158H183V157H181ZM19 159H20V158H19ZM21 159H22V158H21ZM54 159H55V158H54ZM82 159H83V158H82ZM138 159H139V158H138ZM143 159H144V158H143ZM163 159H164V158H163ZM15 160H16V161H15ZM22 160H23V159H22ZM52 160H53V159H52ZM56 160H57V158H56ZM56 160H55V161H56ZM80 160H81V159H80ZM104 160H105V159H104ZM106 160H107V159H106ZM109 160H110V159H109ZM129 160H130V159H129ZM131 160H132V157H131ZM149 160H151V159H149ZM156 160H157V159H156ZM111 161H112V160H111ZM136 161H137V160H136ZM146 161H147V160H146ZM146 161H145V162H146ZM161 161H164V160H161ZM50 162H51V161H50ZM69 162H71V161H69ZM77 162H78V161H77ZM85 162H86V161H85ZM90 162H91V161H90ZM103 162H104V161H103ZM116 162H117V161H116ZM118 162H119V161H118ZM133 162H135V161H133ZM152 162H154V160H153ZM156 162H157V161H156ZM158 162H159V161H158ZM166 162H167V161H166ZM178 162H179V161H178ZM25 163H26V162H25ZM71 163H72V162H71ZM75 163H76V162H75ZM75 163H72V164H75ZM94 163H95V162H94ZM110 163H111V162H110ZM123 163H124V162H123ZM147 163H148V162H147ZM28 164H29V163H28ZM77 164H78V163H77ZM79 164H80V163H79ZM130 164H132V163H130ZM141 164H142V163H141ZM143 164H144V163H143ZM162 164H163V163H162ZM33 165H34V164H33ZM65 165H66V164H65ZM70 165H71V164H70ZM88 165H89V164H88ZM105 165H106V164H105ZM109 165H110V164H109ZM132 165H133V164H132ZM151 165H152V164H151ZM178 165H179V164H178ZM180 165H181V164H180ZM184 165H185V164H184ZM184 165H183V166H184ZM186 165H187V164H186ZM29 166H30V165H29ZM49 166H50V165H49ZM61 166H62V165H61ZM80 166H81V164H80ZM117 166H118V165H117ZM119 166H120V165H119ZM133 166H134V165H133ZM143 166H144V165H143ZM169 166H170V164H169ZM171 166H172V165H171ZM58 167H60V166H58ZM85 167H86V166H85ZM103 167H104V165H103ZM114 167H116V165H115ZM114 167H113V169H114ZM125 167H126V166H125ZM130 167H131V166H130ZM162 167H163V166H162ZM164 167H165V166H164ZM186 167H187V166H186ZM66 168H67V167H66ZM79 168H80V167H79ZM89 168H90V167H89ZM91 168H92V166H91ZM109 168H110V167H109ZM111 168H112V167H111ZM141 168H142V167H141ZM144 168H145V166H144ZM144 168H143V169H144ZM171 168H172V167H171ZM180 168H181V167H180ZM42 169H43V168H42ZM58 169H59V168H58ZM63 169H64V168H63ZM67 169H68V168H67ZM80 169H81V168H80ZM93 169H94V168H93ZM131 169H132V167H131ZM148 169H149V168H148ZM163 169H165V168H163ZM22 170H23V169H22ZM64 170H65V169H64ZM105 170H106V166H105ZM116 170H117V169H116ZM141 170H142V169H141ZM29 171H30V170H29ZM67 171H68V170H67ZM70 171H71V170H70ZM113 171H114V170H113ZM138 171H139V170H138ZM161 171H162V170H161ZM164 171H165V170H164ZM168 171H169V170H168ZM187 171L189 172L188 169H187ZM190 171H191V170H190ZM25 172H26V171H25ZM31 172H32V171H31ZM88 172H90V171H88ZM88 172H87V173H88ZM121 172H122V171H121ZM130 172H131V171H130ZM140 172H141V171H140ZM13 173H14V172H13ZM44 173H45V172H44ZM82 173H83V172H82ZM85 173H86V172H85ZM124 173H125V172H124ZM137 173H138V172H137ZM141 173H142V172H141ZM162 173H163V172H162ZM169 173H171V172H169ZM169 173H168V174H169ZM177 173H178V172H177ZM18 174H19V173H18ZM68 174H69V173H68ZM76 174H77V173H76ZM79 174H80V173H79ZM101 174H102V173H101ZM129 174H131V176H133V175H132V172L129 173ZM146 174H147V173H146ZM159 174H160V173H159ZM11 175H12V174H11ZM13 175H15V174H13ZM43 175H44V174H43ZM81 175H82V174H81ZM98 175H99V173H98ZM106 175H107V174H106ZM134 175H135V174H134ZM136 175H138V174H136ZM136 175H135V176H136ZM171 175H172V174H171ZM177 175H178V174H177ZM192 175H193V174H192ZM6 176H7V174H6ZM8 176H9V175H8ZM79 176H80V175H79ZM101 176H103V175H101ZM104 176H105V174H104ZM115 176H116V175H115ZM125 176H126V175H125ZM125 176H123V177H125ZM148 176H149V175H148ZM161 176H162V175H161ZM168 176H169V175H168ZM11 177H13V176H11ZM14 177H15V176H14ZM87 177H88V175H87ZM97 177H98V176H97ZM107 177H109V176H107ZM119 177H121V176H119ZM119 177L116 176V178H119ZM127 177L129 178V176H127ZM163 177H164V176H163ZM166 177H167V176H166ZM177 177H178V176H177ZM177 177H176V178H177ZM88 178H89V177H88ZM88 178H87V180H88ZM150 178H151V177H150ZM184 178H185V177H184ZM184 178H183V179H184ZM13 179H14V178H13ZM13 179H12V180H13ZM77 179H79V177H77ZM82 179H83V178H82ZM106 179H107V178H106ZM121 179H122V178H121ZM147 179H148V178H147ZM160 179H161V178H160ZM18 180H19V179H18ZM35 180H36V179H35ZM87 180H86V181H87ZM107 180H108V179H107ZM110 180H111V178H110ZM110 180H109V181H110ZM126 180H127V178H126ZM128 180L130 181V179H128ZM139 180H140V179H139ZM153 180H154V178H153ZM161 180H162V179H161ZM165 180H166V179H165ZM14 181H15V180H14ZM28 181H29V180H28ZM100 181H101V180H100ZM103 181H104V180H103ZM112 181H113V179H112ZM120 181H121V180H120ZM120 181H119V182H120ZM133 181H134V180H133ZM133 181H132V182H133ZM144 181H146V180H144ZM151 181H152V180H151ZM156 181H158V180H156ZM167 181H168V180H167ZM16 182H18L17 179H16ZM29 182H30V181H29ZM33 182H34V181H33ZM42 182H43V181H41V183H42ZM45 182H46V181H45ZM81 182H82V181H81ZM83 182H84V181H83ZM87 182H88V181H87ZM159 182H161V181H159ZM14 183H15V182H14ZM100 183H101V182H100ZM117 183H118V181H117ZM12 184H13V181H12ZM39 184H40V183H39ZM87 184H88V183H87ZM118 184L120 185V183H118ZM121 184H122V183H121ZM140 184H141V183H140ZM148 184H149V183H148ZM6 185H7V184H6ZM27 185H28V184H27ZM46 185H47V184H46ZM115 185H116V184H115ZM119 185H118V186H119ZM131 185H132V184H131ZM144 185H145V184H144ZM150 185H151V184H150ZM160 185H161V184H160ZM2 186H3V185H2ZM18 186H19V185H18ZM100 186H101V184H100ZM103 186H104V185H103ZM118 186H117V187H118ZM121 186H122V185H121ZM139 186H140V185H139ZM168 186H169V185H168ZM176 186H177V185H176ZM11 187H13V186L11 185ZM26 187H27V186H26ZM147 187H149V186H147ZM162 187H163V186H162ZM164 187H165V186H164ZM9 188H10V187H9ZM13 188H14V187H13ZM75 188H76V186H75ZM99 188H101V187H99ZM16 189H17V188H16ZM39 189H40V188H39ZM39 189H38V190H39ZM142 189H143V188H142ZM154 189H155V188H154ZM140 190H141V189H140ZM151 190H152V189H151ZM164 190H165V189H164ZM4 191H5V190H4ZM8 191H9V190H8ZM15 191H16V190H15ZM25 191H26V190H24V192H25ZM146 191H147V190H146ZM149 191H150V189L148 190V192H149ZM165 191L167 192L168 190H165ZM6 192H7V191H6ZM9 192H10V191H9ZM11 192H12V191H11ZM22 192H23V191H22ZM22 192H21V193H22ZM38 192H39V191H38ZM136 192H137V191H136ZM151 192H152V191H151ZM163 192H164V191H163ZM163 192H162V193H163ZM166 192H164V193H166ZM170 192H172V191H170ZM26 193H27V192H26ZM29 193H30V192H29ZM40 193H41V192H40ZM79 193H80V192H79ZM137 193H138V192H137ZM156 193H157V192H156ZM167 193H168V192H167ZM41 194H42V193H41ZM132 194H133V192H132ZM134 194H135V193H134ZM147 194H148V193H147ZM151 194H154V192L151 193ZM6 195H7V194H6ZM23 195H24V193H23ZM31 195H32V194H31ZM78 195H79V194H78ZM137 195H138V194H137ZM137 195H136V196H137ZM143 195H144V194H143ZM156 195H157V194H156ZM182 195H183V194H182ZM15 196H16V194H15ZM29 196H30V195H29ZM34 196H35V195H34ZM84 196H85V195H84ZM139 196H140V195H139ZM152 196H154V195H151V197H152ZM164 196H165V195H164ZM9 197H10V196H9ZM144 197H145V196H144ZM147 197H148V196H147ZM158 197H159V195H158ZM45 198H47V197H45ZM154 198H155V197H154ZM159 198H160V197H159ZM165 198H166V197H165ZM152 199H153V198H152ZM152 199H151V200H152ZM6 200H7V199H6ZM39 200H40V199H39ZM147 200H148V199H147ZM153 200H154V199H153ZM37 201H38V200H37ZM158 201H159V200H158ZM31 202H32V201H31ZM34 202H35V201H34ZM41 202H42V201H41ZM134 202H135V201H134ZM144 202H145V201H144ZM113 203H114V202H113ZM157 203H158V202H157ZM157 203H156V206H157ZM96 204H97V203H96ZM144 205H145V204H144ZM96 206H97V205H96ZM123 206H124V205H123ZM146 206H147V205H146ZM126 207H127V206H126ZM147 207H148V206H147ZM149 207H151L150 204H149ZM149 207H148V208H149ZM152 207H153V206H152ZM155 208H156V207H155ZM160 208H161V207H160ZM124 209H125V208H124ZM124 209H123V210H124ZM174 209H175V207H174ZM119 210H120V209H119ZM124 211H125V210H124ZM165 213H166V212H165ZM182 214H183V213H182ZM182 214H181V215H182ZM113 217H115V216H113ZM117 217H118V216H117ZM117 217H115V218H117ZM178 217H179V215H178ZM183 217H184V216H183ZM123 218H124V217H122V219H123ZM180 218H181V217H180ZM83 219H84V218H83ZM119 219H120V218H119ZM122 219H121V220H122ZM183 219H184V218H183ZM116 220H117V219H116ZM125 220H126V219H125ZM180 220H181V219H180ZM93 221H94V220H93ZM109 221H110V220H109ZM112 221H113V220H112ZM206 222H207V221H206ZM206 222H205V224L208 223V222H207V223H206ZM101 223H102V222H101ZM115 223H116V222H115ZM128 223H129V222H128ZM90 224H91V223H90ZM107 224H108V223H107ZM109 224H110V223H109ZM143 224H144V223H143ZM143 224H142V226H143ZM156 224H157V223H156ZM198 224H200V222H198ZM99 225H100V224H99ZM111 225H112V224H111ZM133 225H135V224H133ZM138 225H139V224H138ZM140 225H141V224H140ZM175 225H176V224H175ZM191 225H192V224H191ZM201 225H202V224H201ZM201 225H200V226H201ZM207 225H208V224H207ZM102 226H103V225H102ZM114 226H115V225H114ZM157 226H158V225H157ZM200 226H199V227H200ZM203 226H204V225H203ZM209 226H210V225H209ZM112 227H113V226H112ZM115 227H116V226H115ZM133 227H134V226H133ZM140 227H141V226H140ZM159 227H160V226H159ZM163 227H164V226H163ZM177 227H178V225H177ZM196 227H197V226H196ZM199 227H198V228H199ZM204 227H205V226H204ZM207 227H208V226H207ZM207 227H206V228H207ZM227 227H228V226H227ZM106 228H107V227H106ZM130 228H131V227H130ZM130 228H127V229H130ZM152 228H153V227H152ZM179 228H180V227H179ZM210 228H211V227H210ZM98 229H99V228H98ZM108 229H109V228H108ZM108 229H107V230H108ZM187 229H188V227H187ZM201 229H202V226H201ZM208 229H209V228H208ZM208 229H207V231H209ZM215 229H216V228H215ZM229 229H230V228H229ZM100 230H102V229H100ZM166 230H167V229H166ZM198 230H200V229H198ZM210 230H211V229H210ZM103 231H104V229H103ZM103 231H102V232H103ZM110 231H111V230H110ZM140 231H141V230H140ZM125 232H126V231H125ZM148 232H149V231H148ZM212 232H214V231L212 230ZM215 232H216V231H215ZM230 232H231V231H230ZM257 232H258V231H257ZM89 233H90V232H89ZM107 233H109V231H108ZM107 233H106V234H107ZM114 233H115V232H114ZM123 233H124V232H123ZM127 233H128V232H127ZM145 233H146V232H145ZM154 233H156V232H154ZM216 233H217V232H216ZM260 233H261V232H260ZM106 234H105V235H106ZM110 234H111V232H110ZM208 234H209V233H208ZM217 234H218V233H217ZM221 234H222V233H221ZM92 235H93V234H92ZM118 235H119V234H118ZM165 235H166V234H165ZM165 235H164V236H165ZM213 235H214V233H213ZM223 235H224V234H223ZM260 235H261V234H260ZM121 236H122V235H121ZM121 236H120V238H121ZM204 236H206V235H204ZM209 236H211V234H210ZM257 236H259V235H257ZM257 236H256V237H257ZM262 236H263V235H261V237H262ZM88 237H89V236H88ZM147 237H148V234H147ZM219 237H220V235H219ZM229 237H230V236H229ZM232 237H233V236H232ZM259 237H260V236H259ZM86 238H87V237H86ZM113 238H114V237H113ZM221 238H222V237H221ZM241 238H242V237H241ZM263 238H264V237H263ZM91 239H92V238H91ZM104 239H105V238H104ZM110 239H111V238H110ZM157 239H158V237H157ZM199 239H200V238H199ZM203 239H204V238H203ZM206 239L208 240V237H206ZM214 239H215V237H214ZM222 239H223V238H222ZM226 239H227V237H226ZM232 239H233V238H232ZM232 239H231V241H232ZM249 239H250V238H249ZM88 240H89V239H88ZM108 240H109V239H108ZM115 240H116V239H115ZM122 240H123V239H122ZM143 240H144V239H143ZM148 240H149V237H148ZM167 240H168V239H167ZM195 240H196V239H195ZM195 240H194V241H195ZM218 240H219V239H218ZM233 240H234V239H233ZM241 240H242V239H241ZM252 240H254V239L252 238ZM252 240H251V241H252ZM262 240H263V239H262ZM262 240H261V241H262ZM157 241H158V240H157ZM192 241H193V240H192ZM199 241L201 242V240H199ZM235 241H236V239H235ZM245 241H246V240H245ZM247 241H248V240H247ZM261 241H260V242H261ZM109 242H110V241H109ZM189 242H190V241H189ZM195 242H196V241H195ZM195 242H194V244H195ZM223 242H225V241H223ZM223 242H222V243H223ZM112 243H113V242H112ZM112 243H111V244H112ZM121 243H122V241H121ZM143 243H144V242H143ZM158 243H159V242H158ZM170 243H171V242H170ZM228 243H229V242H228ZM233 243H234V242H233ZM236 243H237V242H236ZM243 243H245V242H243ZM254 243H255V242H254ZM258 243H259V242H258ZM262 243H263V242H262ZM107 244H108V242H107ZM114 244H115V243H114ZM150 244L152 245V243H150ZM165 244H166V243H165ZM168 244H169V243H168ZM173 244H174V243H173ZM173 244H171V246H172ZM132 245H133V244H132ZM154 245H155V244H154ZM163 245H164V244H163ZM202 245H203V244H202ZM210 245H211V244H210ZM220 245H222V244H220ZM233 245H234V244H233ZM235 245H236V244H235ZM243 245H244V244H243ZM256 245H257V244H256ZM256 245H255V246H256ZM112 246H113V245H112ZM115 246L117 247V245H115ZM133 246H134V245H133ZM146 246H148V245H146ZM160 246H161V245H160ZM187 246L190 247L189 245H187ZM187 246H184V247H187ZM193 246H194V245H193ZM213 246H214V245H213ZM224 246H225V245H224ZM227 246H228V245H227ZM231 246H232V245H231ZM231 246H230V247H231ZM260 246H261V245H260ZM155 247H156V246H155ZM163 247H164V246H163ZM195 247H196V246H195ZM195 247H194V248H195ZM207 247H208V246H207ZM65 248H66V247H65ZM103 248H104V246H103ZM110 248H111V247H110ZM114 248H115V247H114ZM117 248H118V247H117ZM129 248H131V247H129ZM148 248H149V247H148ZM153 248H154V246H153ZM181 248H182V246H181ZM196 248H197V247H196ZM202 248H203V247H202ZM210 248H213V247L210 246ZM221 248H222V247H221ZM256 248H257V246H256ZM260 248H261V247H259V249H260ZM136 249H137V248H136ZM159 249H160V248H159ZM162 249H163V248H162ZM170 249H171V247H170ZM184 249H185V248H184ZM189 249H190V248H189ZM237 249L239 250L240 248H237ZM101 250H102V249H101ZM111 250H112V249H111ZM180 250H181V249H180ZM191 250H192V248H191ZM194 250H195V249H194ZM194 250H193V251H194ZM203 250H204V249H203ZM206 250H207V249H206ZM214 250H215V247H214ZM233 250H234V249H233ZM241 250H242V249H241ZM260 250H262V249H260ZM77 251H78V250H77ZM109 251H110V250H109ZM147 251H148V250H147ZM159 251H160V250H159ZM166 251H167V250H166ZM168 251H170V250H168ZM188 251H189V250H188ZM201 251H202V250H201ZM209 251H210V250H209ZM218 251H219V249H218ZM236 251H237V250H236ZM114 252H115V251H114ZM117 252H118V251H117ZM126 252H127V251H126ZM145 252H146V251H145ZM148 252H149V251H148ZM163 252H164V251H163ZM184 252H185V251H184ZM186 252H187V251H186ZM194 252H195V251H194ZM194 252H193V254H194ZM197 252H198V251H197ZM211 252H212V250H211ZM211 252H210V253H211ZM214 252H216V251H214ZM225 252H226V251H225ZM239 252H240V251H239ZM254 252H255V249H254ZM260 252H261V251H260ZM166 253H167V252H165V254H166ZM178 253H179V252H178ZM178 253H177V254H178ZM198 253H199V252H198ZM204 253H205V252H204ZM206 253H207V252H206ZM223 253H224V251H223ZM230 253H231V252H230ZM244 253H245V252H244ZM256 253H257V252H256ZM110 254H113V253H110ZM110 254H109V255H110ZM130 254H132V253L130 252ZM130 254H129V255H130ZM154 254H155V253H154ZM168 254H169V253H168ZM182 254H183V253H182ZM188 254H189V253H188ZM191 254H192V253H191ZM207 254H208V253H207ZM218 254H220V253H218ZM224 254H225V253H224ZM253 254H254V253H253ZM261 254H262V252L260 253V255H261ZM61 255H62V254H61ZM94 255H95V254H94ZM126 255H127V254H126ZM179 255H180V254H179ZM184 255H185V254H184ZM184 255H183V257H184ZM195 255H196V254H195ZM200 255H201V254H200ZM213 255H214V254H213ZM213 255H212V258H213ZM221 255H223V254H221ZM67 256H68V255H67ZM92 256H93V255H92ZM105 256H107V255H105ZM112 256H113V255H112ZM117 256H118V255H117ZM121 256H122V255H121ZM127 256H128V255H127ZM166 256H167V255H166ZM189 256H191V255H187L186 257H189ZM214 256H215V255H214ZM216 256H218V255H216ZM227 256H228V255H227ZM254 256H255V255H254ZM82 257H83V259H84V256H82ZM82 257H80V258H82ZM103 257H104V256H103ZM130 257H131V256H130ZM145 257H146V256H145ZM145 257H144V258H145ZM195 257H197V256H195ZM210 257H211V256H209V258H210ZM222 257H223V256H222ZM247 257H249V255H248ZM262 257H263V256H262ZM62 258H63V257H62ZM77 258L79 259V256H78ZM86 258H87V257H86ZM104 258H105V257H104ZM104 258H103V259H104ZM133 258H134V257H133ZM142 258H143V257H142ZM168 258H169V256H168ZM178 258H180V257L178 256ZM199 258H201V257L199 256ZM235 258H236V257H235ZM241 258H242V257H241ZM88 259H89V258H88ZM90 259H91V258H90ZM100 259H101V258H100ZM140 259H141V258H140ZM181 259H182V258H181ZM188 259H191V258H188ZM237 259H238V258H237ZM242 259H243V258H242ZM242 259H241V260H242ZM81 260H82V259H81ZM84 260H85V259H84ZM118 260H119V259H118ZM128 260H130V259L128 258ZM132 260H133V259H132ZM143 260H144V259H143ZM183 260H184V259H182V261H183ZM195 260H197V259L195 258ZM202 260H203V259H202ZM206 260H208V259H206ZM206 260H205V261H206ZM210 260H211V258H210ZM228 260H229V259H228ZM262 260H263V259H261V261H262ZM62 261H63V260H62ZM95 261H96V259H95ZM111 261H112V260H111ZM122 261H124V260L121 259V262H122ZM135 261H136V260H135ZM170 261H171V260H170ZM193 261H194V260H193ZM198 261H200V260H198ZM224 261H225V260H224ZM236 261H237V260H236ZM244 261H245V260H244ZM249 261H250V260H249ZM256 261H257V260H255V261L252 260L251 263H252V262H256ZM104 262H105V261H104ZM117 262H118V261H117ZM140 262H141V261H140ZM143 262H144V261H143ZM172 262H173V261H172ZM179 262H180V261H179ZM179 262H178V263H179ZM184 262H185V261H184ZM186 262H187V261H186ZM201 262H202V261H201ZM207 262H208V261H207ZM212 262H214V261H212ZM239 262H240V261H239ZM246 262H247V261H246ZM262 262H263V261H262ZM262 262H261V263H262ZM115 263H116V262H115ZM126 263H128V262H126ZM135 263H136V262H135ZM160 263H161V262H160ZM187 263H189V262H187ZM85 264H86V263H85ZM89 264H92V262L89 263ZM94 264H95V263H94ZM120 264H122V263H120ZM124 264H125V263H124ZM128 264H129V263H128ZM136 264H138V262H137ZM140 264H141V263H140ZM142 264H145V263H142ZM194 264H196V262H194ZM204 264H205V263H204ZM209 264H210V263H209ZM237 264H238V263H237ZM239 264H240V263H239ZM252 264H253V263H252ZM257 264H258V262H257ZM262 264H263V263H262Z\"/></svg>",
    "mask_w": 264,
    "mask_h": 264
}]
</instances>
